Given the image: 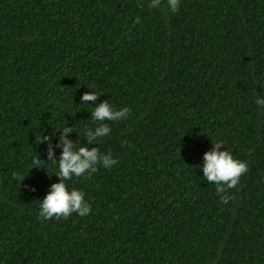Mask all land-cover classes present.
<instances>
[{"label":"trees","instance_id":"obj_1","mask_svg":"<svg viewBox=\"0 0 264 264\" xmlns=\"http://www.w3.org/2000/svg\"><path fill=\"white\" fill-rule=\"evenodd\" d=\"M147 3L0 0V264H264V0ZM103 100L131 111L96 145L117 164L66 182L90 213L37 219L38 132L83 146ZM218 141L247 164L227 203L199 170Z\"/></svg>","mask_w":264,"mask_h":264},{"label":"clouds","instance_id":"obj_2","mask_svg":"<svg viewBox=\"0 0 264 264\" xmlns=\"http://www.w3.org/2000/svg\"><path fill=\"white\" fill-rule=\"evenodd\" d=\"M166 13H176L181 5V0H163ZM162 0H148L149 8H160ZM101 93L86 91L80 97L84 102H95ZM255 104L264 111V95L256 94ZM90 113L91 126L82 130L85 145L80 144V140H70L67 137L74 133L72 127L64 126L62 129L54 130L51 134H44L41 129L38 132V143L45 144L47 163L38 159H33L32 168L39 167L40 164L55 166L57 171L55 176L58 182L49 185L47 193L39 200L37 219L47 220L49 218H67L75 213L78 216H87L91 211V205L85 200V193L75 187H71L69 180L77 177L91 175L97 171V167L110 169L117 164L110 152H101L96 146L102 138L111 135V127L108 122H119L128 118L130 108L123 106L117 108L108 100L92 104ZM56 132L60 135L57 138ZM56 139L55 148L60 149L59 157L54 156V147L51 143ZM88 145H95L88 147ZM211 150L204 152L202 164L199 170L202 177L207 182H211L215 191L220 195L221 202L227 203L229 197L228 189L237 185L240 177L247 172L245 161L236 159L231 152L223 147V142H211ZM223 148L222 151L218 149ZM31 168V169H32ZM17 178L23 180L25 176L20 173L15 174Z\"/></svg>","mask_w":264,"mask_h":264}]
</instances>
